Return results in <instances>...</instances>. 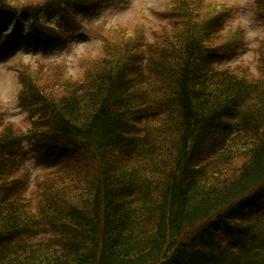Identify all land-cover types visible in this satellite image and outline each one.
<instances>
[{
  "label": "trees",
  "instance_id": "obj_1",
  "mask_svg": "<svg viewBox=\"0 0 264 264\" xmlns=\"http://www.w3.org/2000/svg\"><path fill=\"white\" fill-rule=\"evenodd\" d=\"M84 1L0 0L27 17L0 29V54L68 35L42 14L79 28L70 9ZM193 1L148 55L24 84L26 131L0 113V264H264V41L257 74L215 68L246 39L219 41L230 8ZM26 148L87 158L91 173L39 185L33 207L14 177Z\"/></svg>",
  "mask_w": 264,
  "mask_h": 264
},
{
  "label": "rangeland",
  "instance_id": "obj_2",
  "mask_svg": "<svg viewBox=\"0 0 264 264\" xmlns=\"http://www.w3.org/2000/svg\"><path fill=\"white\" fill-rule=\"evenodd\" d=\"M20 1L38 3L44 0ZM203 2L221 3L230 8L224 28L218 34L219 41L227 40L240 31L246 39L237 53L214 63V67L228 71L249 68L257 74L261 42L264 41V0ZM190 3L188 8H193L194 1L190 0ZM70 10L72 18L81 24L79 28L61 20L57 13L42 14L46 20L50 17L53 23L62 22V31H67L68 35L47 45L41 44L40 40L35 44L32 33L25 44H8L6 52L0 54V113L4 112L5 122L13 123L22 132L31 127L30 115L18 106L24 84L32 81L42 83L46 77L55 75L72 82L91 75L98 68L114 69L116 64L121 66L128 62L131 56L126 52L132 48L134 53L148 55L149 50L154 52L162 47L158 45L164 36L170 41L171 32L178 30L180 16L177 14L181 6L179 0H85ZM26 18L21 16L17 20L1 13L0 29L8 35L12 31L10 26L19 23L26 30ZM93 45L97 48L96 54ZM40 77L43 78L35 80ZM56 156L41 154L36 157L27 148L20 156L14 177L20 184H25L24 197L31 199L33 207L39 199L36 194L39 185L70 179L78 181L91 173L92 165L87 158L78 160Z\"/></svg>",
  "mask_w": 264,
  "mask_h": 264
}]
</instances>
